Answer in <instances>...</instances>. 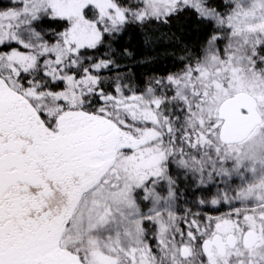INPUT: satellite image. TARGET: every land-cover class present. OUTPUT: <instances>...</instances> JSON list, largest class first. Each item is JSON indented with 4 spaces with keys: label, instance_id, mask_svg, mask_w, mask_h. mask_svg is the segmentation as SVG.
<instances>
[{
    "label": "snow or ice",
    "instance_id": "1",
    "mask_svg": "<svg viewBox=\"0 0 264 264\" xmlns=\"http://www.w3.org/2000/svg\"><path fill=\"white\" fill-rule=\"evenodd\" d=\"M0 264H264V0H0Z\"/></svg>",
    "mask_w": 264,
    "mask_h": 264
},
{
    "label": "trees",
    "instance_id": "2",
    "mask_svg": "<svg viewBox=\"0 0 264 264\" xmlns=\"http://www.w3.org/2000/svg\"><path fill=\"white\" fill-rule=\"evenodd\" d=\"M175 30V29H173ZM133 43L136 44L139 48V51L141 53H143L144 55H160V63H162L164 61V58H163V55L161 53V48L163 47L162 44H156V45H153L151 47H144L142 44H140V38L139 37H136L134 40H133Z\"/></svg>",
    "mask_w": 264,
    "mask_h": 264
}]
</instances>
